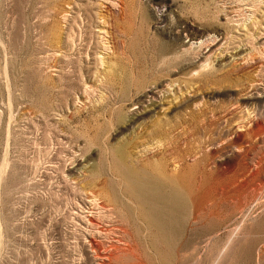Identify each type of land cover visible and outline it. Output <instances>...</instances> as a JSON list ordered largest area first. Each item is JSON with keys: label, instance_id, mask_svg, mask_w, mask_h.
I'll use <instances>...</instances> for the list:
<instances>
[{"label": "rangeland", "instance_id": "obj_1", "mask_svg": "<svg viewBox=\"0 0 264 264\" xmlns=\"http://www.w3.org/2000/svg\"><path fill=\"white\" fill-rule=\"evenodd\" d=\"M0 264H264V0H0Z\"/></svg>", "mask_w": 264, "mask_h": 264}, {"label": "bare ground", "instance_id": "obj_2", "mask_svg": "<svg viewBox=\"0 0 264 264\" xmlns=\"http://www.w3.org/2000/svg\"><path fill=\"white\" fill-rule=\"evenodd\" d=\"M112 151L116 156L114 159L117 160L118 171L126 183L125 191L134 199V202L139 207V214L141 213L142 217L146 218L150 228L156 229L158 232L156 235L168 239L169 234L171 235L172 232L171 229L174 227L171 223L175 220L178 225V221L180 222L182 217L183 219L185 218L184 215L187 210L185 198L179 188L180 185L178 186L175 182L177 176L174 179V175L176 174L175 170L170 171L162 162L156 167L153 166L150 171L147 169L140 170L131 163L130 156L124 149L117 147L113 148ZM137 231V229L134 230L135 235H137ZM150 234L152 235V233ZM171 242L167 241L166 245H171Z\"/></svg>", "mask_w": 264, "mask_h": 264}]
</instances>
